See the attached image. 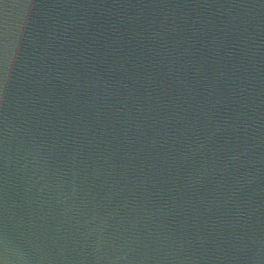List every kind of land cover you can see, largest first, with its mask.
<instances>
[{
    "label": "water",
    "instance_id": "obj_1",
    "mask_svg": "<svg viewBox=\"0 0 264 264\" xmlns=\"http://www.w3.org/2000/svg\"><path fill=\"white\" fill-rule=\"evenodd\" d=\"M0 264H264V0H0Z\"/></svg>",
    "mask_w": 264,
    "mask_h": 264
}]
</instances>
